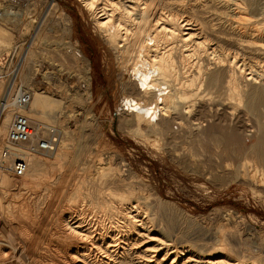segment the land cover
Segmentation results:
<instances>
[{"label":"bare ground","instance_id":"bare-ground-1","mask_svg":"<svg viewBox=\"0 0 264 264\" xmlns=\"http://www.w3.org/2000/svg\"><path fill=\"white\" fill-rule=\"evenodd\" d=\"M78 2L90 19L96 36L115 55L113 58L117 59L112 87L119 95L117 116L122 124L136 133H151L164 140L167 147L171 148V159L182 157L185 160V153L182 156L173 153L178 141L187 146L197 144L201 148L199 154L188 149L187 158L190 162L194 158L197 160L199 156L213 155L220 159V153L224 152V158L221 157V163L217 166L219 171H216L215 179L225 175L223 171L232 165L229 161L232 160L233 163L239 153L252 155V161L242 157L240 167L250 168L254 165L255 168L251 171L255 174L258 166L264 167V27L260 25L264 18L263 0ZM206 13L209 15L204 17ZM12 14L11 11L6 13L7 16ZM3 16L0 14V17ZM35 38L34 45L39 40L38 37ZM77 57L84 58L73 52L74 62ZM26 59L24 58L23 65L28 63ZM84 62L85 66L87 62ZM30 69L33 70L26 67L28 74L14 70V78L4 88H7L8 95L3 101V87L0 85V150L3 152L7 148L9 151V156L3 158L7 167L0 166V185L5 191L12 193L13 198L21 199L17 204L3 203L2 199L7 193L3 194L5 191L0 190V264H241L239 256H236L239 252L235 255L237 251L231 246L232 242L222 238L224 236H220L219 241L216 240L211 246L208 241L196 246L189 243L190 240L180 241L178 236L174 239L167 228L162 233L159 219L153 212L159 203L157 204V200L151 202V198L150 201L144 189V180L142 182L141 178L136 179L122 171V166L114 162L113 157L104 155L108 152L93 155L84 152L76 156L71 144L65 143V138L60 137L48 152L28 153L25 146L11 147L15 145L8 143L7 131L15 112L9 105H5L9 106L5 108L3 104L8 103L10 89L16 79L29 84L32 79ZM86 82L83 88L85 95L89 97L91 90L88 81ZM49 88L47 87L48 90ZM30 94V102L20 114L28 119L30 125L37 126V130H34L38 132L42 124L40 120L47 119L50 114L42 113L31 102L32 92ZM205 106H212L214 111L212 108L208 111ZM213 106H232L233 110L226 112L224 109L221 112ZM234 106L244 108L243 113L241 111L245 116L244 120L236 123L242 128L238 131L249 134L246 148H238V143L230 139V134H217L215 131L207 133L203 129L202 121L205 118L212 124H230L234 112L237 114ZM49 109L53 111L55 107L50 105ZM250 118L252 123H248ZM175 122H178V132L171 128ZM246 126H249V130ZM51 128L55 131L54 127ZM47 129L49 128L44 130ZM208 141L213 142L219 153L207 155L209 153L202 145ZM153 143L151 142L152 145ZM18 158L27 163V169L21 177H15L10 169L13 160ZM46 164L56 166L57 172L43 170ZM184 165L187 167V163ZM205 167L203 166L204 169ZM260 170L259 174L262 173ZM204 172L206 171L202 173ZM223 177L226 176L221 178ZM232 177L231 175L229 178ZM257 179L254 181L264 186V176ZM254 181L252 185H255ZM40 186L42 193L35 194L34 190ZM259 188L254 187L261 191ZM260 193L263 194V190ZM52 198H56V201L49 202ZM152 203L154 207H150ZM40 211L49 213V216H43L44 227L41 229L46 233L37 236L34 226L36 219L40 218ZM15 220L19 222L18 225L13 224ZM202 224L205 225V222ZM169 226L168 230L173 228L172 223ZM219 235L223 234L220 232ZM243 240L246 239L241 242ZM251 243L253 244L252 241ZM209 248L210 251H207ZM259 253L256 255L257 261L252 264H264Z\"/></svg>","mask_w":264,"mask_h":264},{"label":"rangeland","instance_id":"rangeland-1","mask_svg":"<svg viewBox=\"0 0 264 264\" xmlns=\"http://www.w3.org/2000/svg\"><path fill=\"white\" fill-rule=\"evenodd\" d=\"M76 1L78 2V0H0V14L4 15L0 17V85L3 87L1 101L8 95L7 88L5 90L4 88L6 84L14 78L12 77L14 70L18 69L20 73L28 74L29 70L27 68V71L26 67L32 68L33 70L30 69V79L32 77L33 80L31 79L28 85L16 79L17 81L12 87L23 85L22 87H24V89L32 92L31 102H33L35 106H38L42 113L50 114L47 119L40 120V122H42L40 131H45L42 132V134L44 133L43 135H46L44 136L45 138H55V143H58L59 137L65 138V143L71 144L73 147L72 152L76 156L84 152L92 153L91 155H93V153L104 154V152H108L104 155L111 158L113 157L114 162L122 166V171L131 174L136 179L141 178L140 180L142 182L144 180V189L145 192L147 191L146 194L149 199H152V201L151 199L150 201L153 202V200H157V204L159 203L157 208L153 206L154 203H152L150 207H154L153 212L156 213L159 219V229L162 233H164L167 228V232L171 236L173 235L172 237L174 239L178 236L180 241L184 240L189 242L190 240L189 243L196 244V246L207 241L209 245H212V243H216V240L219 241L218 238L220 236H224L222 238L226 239L229 243L230 241L232 242L231 246L233 245V249L237 251L235 255L239 252L238 255H236L237 257L239 256V263L252 264L253 261H257L256 255L259 251L262 257L261 261L264 263V186L258 185V183L254 181L258 180L257 177L260 178L264 176V167L258 166L256 168V174L252 172L255 168H253L254 165H251L250 168L240 167L242 157H246L247 160L249 159L252 161V155L245 156V154L239 153L238 157L233 160V163L232 160L229 161L232 164L231 167L223 171L225 175H221V177H226H219L220 180L218 178L215 179L214 176L217 173L216 171H219L217 166L221 163V157L224 158V152L220 153V155H222L219 157L220 159L213 155L211 156V154H215V152L216 154L219 153V149L214 148L213 142L208 141L202 145L204 150L206 149L210 154L207 155L211 157L199 156L197 157L198 161L194 158L197 162L195 163L194 160L190 162L187 158L188 149L190 148V150L199 154L201 153L199 145L190 144V146H187L184 142L178 141L175 143L176 148L173 153H177L180 156L185 153L184 156L186 157L184 158L186 161L182 157L175 160L174 158L171 159L173 156L170 153L171 148L167 147L164 140L151 133H136L132 128H128L125 124H122L120 119H118L119 116H117L119 108L117 100H119V95L112 87V78L116 71L117 59L113 58L115 55H112L107 46L102 44L100 39L96 36L90 19L81 6L79 7V2L77 4ZM8 11H11L13 14L7 16L6 13ZM207 14L209 15V13H206V16H203L207 17ZM254 19L256 20L257 18ZM260 25L264 27V18L260 22ZM34 37H36L35 39L39 38L38 41L36 40V45L33 44ZM5 41H7V43ZM73 52L74 55L80 54L81 57L84 58L77 57V61L74 62L72 58ZM4 58H6V60H4ZM24 58H27L25 60L28 62L26 65H23ZM83 62H87L85 66ZM5 72H9L7 73L8 75ZM75 76L76 78L78 76L77 80ZM74 80L80 84L77 82L75 83ZM86 81H88L89 89L91 90L89 97L85 95L84 91L87 83ZM48 84H51L53 88ZM47 87H50L49 90ZM78 89L81 91H78ZM50 105L55 107L53 111L49 109ZM205 107L208 111L212 109L214 111L212 106ZM213 107H216L215 110H220L221 112H223L224 109L226 112H231L233 110L232 106ZM234 108L237 114L233 111V121H231L230 124L229 122H222L218 125L212 124L209 119L205 118L203 119L204 121H202L203 129L205 128L207 133L209 131H215L217 134H230V139L232 138L233 141L238 143V148H246L248 146L249 134L247 132L238 131L239 129L242 130V128H239V125L236 123V121L244 120L245 116L242 114L244 108L242 106H234ZM238 112L242 115H239ZM236 118H238V120H236ZM249 120L251 121L248 123L253 122L252 118ZM177 123L178 122H175L171 126L174 132L179 131ZM31 127L37 130V126L33 124ZM51 127H54L56 131H54L56 134H54L53 137L48 133L49 130L48 132L44 130L46 128L52 130ZM246 127L248 128L247 130H249V126ZM40 131L38 133L40 136H38L43 137ZM134 133H136V135ZM149 136L154 137L152 138ZM150 139L152 140L150 141ZM151 142H155L153 143L154 146ZM1 150L0 166L4 167L5 165V167H7V163L1 156ZM109 153L114 156L108 155ZM177 162L179 164H177ZM185 163H187L188 168L184 165ZM203 166L208 167V169L206 167L204 169ZM243 168H245L246 171L243 170ZM57 169L56 166H49L48 164L43 167V170L50 173L57 172ZM206 169L209 171L207 172ZM259 170L263 174H259ZM203 171L206 172L202 173ZM248 174L250 177H248ZM231 175L233 179L229 178ZM227 177L229 180L226 179ZM251 178L252 180H250ZM231 179L234 182H232ZM252 181H254L255 185L251 184L253 183ZM210 182L212 184H210ZM245 186L246 188H244ZM254 187H260L259 189L261 191H257L258 189L256 190ZM261 187L263 189H261ZM50 188L53 189L55 187ZM4 189L5 188H1L0 185V190L3 191ZM262 190L263 194L260 193ZM6 193V197L2 199L3 203L15 202V204H17V202H20L21 199L13 198L12 193L5 191L3 194ZM34 193H42V187L36 188ZM48 201L54 202L56 198L49 199ZM48 214L49 213L46 212L44 214L42 211L39 212L38 216L40 218L36 219L34 226L35 235L36 233H38L37 236L44 234L43 232H45V230L41 228L44 227V217H48ZM223 221L225 223H223ZM168 222L170 225L171 223L173 225L171 226L173 228L170 230H168L170 228ZM203 222H205V225L202 224ZM166 223L168 224L167 226ZM198 223L200 224L198 225ZM13 224L18 225L19 222L15 220ZM29 226H31V224ZM36 226H38V228ZM197 226H199V228ZM204 226H206L207 229H205ZM204 229L205 231H203ZM213 230H215L216 234ZM172 232L174 234H172ZM220 232L223 235H219ZM186 233H188L189 237ZM214 235L217 236L214 237ZM244 238L246 240H243L242 242L245 241V243L242 244L241 240ZM250 240L253 242L254 246ZM242 249H244V251ZM245 249H247V251ZM36 250H38V247ZM52 250H54V248H52ZM207 251H210V248Z\"/></svg>","mask_w":264,"mask_h":264},{"label":"built area","instance_id":"built-area-1","mask_svg":"<svg viewBox=\"0 0 264 264\" xmlns=\"http://www.w3.org/2000/svg\"><path fill=\"white\" fill-rule=\"evenodd\" d=\"M10 98L8 103H4L5 108L12 109L15 114L8 127L7 141L11 145L25 146L26 152L37 153V152H48L52 149L55 144V138L38 137L39 131H35L28 119L20 114V112L26 110L28 103L31 99V94L28 90L22 86H15L10 90ZM5 105H9L8 107ZM47 129L46 131H48ZM50 136L53 137L55 132L49 130ZM42 134V131L40 132ZM49 136V137H50ZM2 158L9 156V151L5 148L1 154ZM12 174L15 177H21L27 169V163L22 159H14L12 166L10 167Z\"/></svg>","mask_w":264,"mask_h":264}]
</instances>
